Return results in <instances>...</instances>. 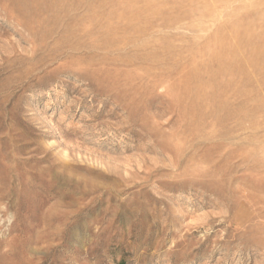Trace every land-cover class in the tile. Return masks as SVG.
Segmentation results:
<instances>
[{"label":"rangeland","instance_id":"374dc122","mask_svg":"<svg viewBox=\"0 0 264 264\" xmlns=\"http://www.w3.org/2000/svg\"><path fill=\"white\" fill-rule=\"evenodd\" d=\"M0 264H264V0H0Z\"/></svg>","mask_w":264,"mask_h":264}]
</instances>
